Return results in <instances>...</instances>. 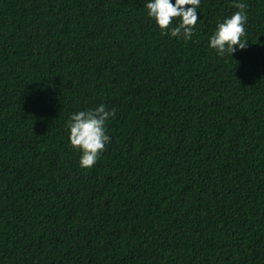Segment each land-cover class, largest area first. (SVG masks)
I'll return each mask as SVG.
<instances>
[{
	"label": "trees",
	"instance_id": "16d2710c",
	"mask_svg": "<svg viewBox=\"0 0 264 264\" xmlns=\"http://www.w3.org/2000/svg\"><path fill=\"white\" fill-rule=\"evenodd\" d=\"M148 2L0 0V264H264V0H201L189 41ZM101 104L81 168L65 125Z\"/></svg>",
	"mask_w": 264,
	"mask_h": 264
},
{
	"label": "clouds",
	"instance_id": "9594fccd",
	"mask_svg": "<svg viewBox=\"0 0 264 264\" xmlns=\"http://www.w3.org/2000/svg\"><path fill=\"white\" fill-rule=\"evenodd\" d=\"M201 0H150L146 3L147 15L155 21L161 35L182 37L189 41L196 34L195 26L200 19L197 9ZM239 9L230 17L218 22L215 31L209 38V47L216 50L221 57H233L238 49L244 50L248 46L246 28L248 16L247 5L237 2ZM174 21L175 26H173ZM115 109L108 111L101 104L95 109L74 113L65 127L69 132L70 145L81 153L79 164L81 168L93 167L100 155L106 150L110 137L107 135L106 122L114 117Z\"/></svg>",
	"mask_w": 264,
	"mask_h": 264
}]
</instances>
